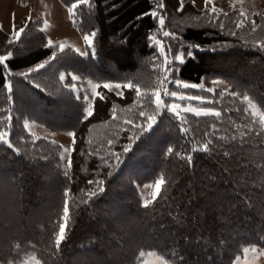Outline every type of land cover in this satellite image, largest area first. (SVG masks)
Listing matches in <instances>:
<instances>
[{
	"label": "trees",
	"instance_id": "trees-1",
	"mask_svg": "<svg viewBox=\"0 0 264 264\" xmlns=\"http://www.w3.org/2000/svg\"><path fill=\"white\" fill-rule=\"evenodd\" d=\"M161 1L166 21L186 14ZM159 2L80 3L72 15L79 33L93 41L87 55L49 45L40 21L24 28L22 19L15 26L24 28L19 39L0 29V55L12 53L0 64V132H8L12 145L0 143V196L9 194L11 219L0 208V264L32 252L41 264H136L142 251L169 264H232L243 248L264 246V125L244 102L247 97L264 115L263 18L229 13L204 26L171 28L198 47L178 64L180 80L220 74L231 83V93L208 95L207 106L220 117L187 114L177 124L159 115L151 128L136 130L137 109L126 110L138 98L135 87L121 99L100 84L106 99H96L94 115L84 120L83 103L67 87L76 81L60 78L72 71L80 80L129 78L146 88L147 59L155 55L149 37L157 29L151 13ZM114 112L124 119L121 128ZM31 117L76 133L70 169L58 144L26 131L23 121ZM158 176L161 191L143 203L137 185ZM66 199L67 238L57 247Z\"/></svg>",
	"mask_w": 264,
	"mask_h": 264
},
{
	"label": "rangeland",
	"instance_id": "rangeland-1",
	"mask_svg": "<svg viewBox=\"0 0 264 264\" xmlns=\"http://www.w3.org/2000/svg\"><path fill=\"white\" fill-rule=\"evenodd\" d=\"M158 7L154 10L157 13V29L154 30L150 37V45L155 49V55L153 57H149L147 59V64L149 66V76L145 77L146 88L141 89V95L137 98V100L132 104L131 109L128 110V113L133 109H137L138 119L135 124L137 125L136 130L147 129L148 127V117H155L154 121H156L157 116H163L168 118L170 121L181 124L186 120L187 114L194 113H185L182 109L179 110L178 114H174L168 111L167 107L162 106L157 109L155 104L153 103V98L150 97L152 93L156 90L160 89V81L162 80V75L160 70L165 67L164 59L165 56L167 60L171 63V67L168 69L167 76L168 80L164 87L169 90L175 91L178 95H184L185 99H175L173 101L170 97H164V99L169 103H177L184 106L194 107L195 109H207V110H216L212 107L207 106V104H212V99L208 98V95H223L224 93H231V83L224 76L220 74H208L201 78L199 83H190L186 81H182L177 76L178 64H181L179 61H175L176 56H180L185 58L192 56L193 52L198 49L197 46L185 43L180 40L178 35L171 30V28H181L182 26L189 25H198L204 26L207 22L215 21L220 15H225L229 13H237L240 18L253 21L258 17L264 19V0H210L208 5V9L205 10V0H195V5H193V0H183L184 9L186 11L185 15L181 17H174V19H166V15L163 13L164 7L161 8L160 5L162 1L159 0ZM166 7L176 8L177 10L180 6V0H164ZM163 1V2H164ZM67 6L62 4L59 0H0V29L7 33L11 38L17 39L15 31H13V27L19 25L24 19L23 23L24 28L29 26L30 24H34L35 22H41V30L46 35L47 43L51 41L49 45H56L58 49L71 48L73 51L80 55H87L89 52H92V48L89 47L87 42L84 40L85 35H81L75 26L74 17L69 13ZM214 9V12H213ZM178 11V10H177ZM243 11L246 15L241 16L240 13ZM188 13V14H187ZM194 13L199 14L195 16ZM30 17V18H29ZM159 19L164 20V24H159ZM166 21V22H165ZM168 31L170 33L169 37H164L163 32ZM89 36V35H87ZM91 39V37L89 36ZM63 46V48L61 47ZM165 50L161 52V48ZM39 67V66H37ZM140 74V72H138ZM139 74L137 76H139ZM61 75L64 76V81L66 78L73 79L76 81L75 83H68L67 87H71L74 97L79 99L81 103H83V113L85 115V109L88 106V103L93 101V93L92 88L93 85L96 84H105L111 83L116 84L119 83L123 85L131 81L129 78L123 80L125 82L115 81V80H102L100 83L92 80L85 79L80 80L78 75H74L72 71L61 72ZM63 81V80H62ZM79 81V82H77ZM83 81L82 83H80ZM122 81V80H121ZM134 81V80H133ZM180 82L181 84H189V85H197V87L192 88H183L177 86L176 82ZM215 81V82H214ZM211 89L212 91H209ZM108 90V89H107ZM124 90V89H123ZM109 91V90H108ZM110 91L119 95L121 92L120 89H116L113 87ZM124 93V91H123ZM197 96L204 97L207 99V103L201 104L198 100H187V96ZM88 97V101L84 100V97ZM120 96V95H119ZM78 100V101H79ZM246 109L250 112V115L258 120L262 125L264 122H261L260 117L263 113L259 110L256 104L249 100L245 99ZM142 106V107H141ZM121 109H118V111ZM143 110L145 115L140 116V111ZM123 113L124 109L121 110ZM115 119L120 122L119 128L124 125V119H121L119 116V112H114ZM136 116V117H137ZM196 116V115H195ZM201 116H214V115H201ZM10 119V116H7V121ZM131 122V121H128ZM118 122H113L116 125ZM10 123H8V126ZM24 128L26 131L32 136V138H42L48 141H52L59 145L60 147V155L63 157V160L67 162L69 158V153L65 151V149H70L72 147V137L68 135L69 132H74L72 130H64L61 127H54L52 125H44L41 121L35 118H26L23 121ZM131 127V126H130ZM134 129L132 126L131 129ZM99 128H95L93 131L97 133ZM0 135H4V140H7L8 132L1 131ZM4 142L0 140V143ZM62 146V147H61ZM158 180H162L159 176L154 180H150L148 182L138 184L137 188L139 194L142 198L143 203H148L153 199V193L155 192V184ZM2 186H7L3 181ZM9 189V188H8ZM8 193L4 196H0L1 210H4L3 216L4 219H8L6 216L10 214L9 208L6 205V201L9 199ZM7 199V200H6ZM62 223H64L63 216L61 218ZM9 225H12V222ZM3 227V228H2ZM5 223L1 224V234L6 229H4ZM13 227V226H10ZM58 234V232H57ZM1 241V240H0ZM131 244V243H130ZM39 260L35 254L27 253L22 254L20 256V260L13 264H36V261ZM40 262V261H39ZM41 264V263H40ZM136 264H169L164 258L159 256L153 251H142L137 256ZM232 264H264V246H247L243 248L240 255L236 256L233 260Z\"/></svg>",
	"mask_w": 264,
	"mask_h": 264
},
{
	"label": "snow or ice",
	"instance_id": "snow-or-ice-1",
	"mask_svg": "<svg viewBox=\"0 0 264 264\" xmlns=\"http://www.w3.org/2000/svg\"><path fill=\"white\" fill-rule=\"evenodd\" d=\"M85 2H87V0H77L76 3H73L71 5V7L68 8L69 13L73 14V10L75 8H77L80 3H85ZM209 3H210V0H205V10L208 9ZM193 5H195V0H193ZM160 7L163 8L164 5L161 4ZM183 9H184L183 0H180V6H179V8L177 10L178 11H183ZM213 12H214V9H213ZM151 15L154 18L157 17V13L155 11H153L151 13ZM225 15H227V14L225 13ZM240 15L241 16H245L246 14L243 11H241ZM159 24L163 25L164 24V20L163 19H159ZM241 26H242V22H238L237 23V27H241ZM253 30H255V26H253ZM13 31H15L17 39H19L20 34L24 31V28L22 27V28L17 30L15 28V26H14L13 27ZM92 35L94 36L95 33H93ZM163 36L164 37H169L170 33L168 31H164L163 32ZM149 39H152V37H149ZM84 40L87 42L89 47L93 46V41H92V39L89 38V36L85 35L84 36ZM8 42L9 43H13L11 38H9ZM48 43L51 44V41H48ZM61 47L63 48V46H61ZM164 51L165 50L162 47L161 48V52H164ZM11 55H12L11 52H9L7 55H0V64H4V62L7 61L8 58ZM175 61H179V62L182 63L183 62V58L180 57V56H176L175 60L173 62H175ZM171 63L172 62H169L167 60V57L165 56V59H164L165 67L160 70L161 75L163 77L162 80L160 81L161 87H160V89H158L154 93H152L150 97H147V98H153V103L155 104L156 108L159 109L162 106H165V107H167L168 111H170V112H172L174 114H178L179 110L182 109L185 113H194L197 117H200L201 115H214L216 117H220L221 112L218 111V110H207V109H203V108L195 109L194 107L184 106V105H181V104H177L175 102L169 104L164 99V97H170V98L173 99V101H175V99H180V100H184L185 99L184 95H178L177 92L169 90L166 87H164V85L166 84V82L168 80L167 72H168V69L171 67ZM5 67H7V64H5ZM39 67L43 68L44 65L41 64V65H39ZM60 78H61V80H64V76L63 75H61ZM73 79H75V77H73ZM176 83H177V86L183 87V88H188V87L195 88V87H197V85L181 84L178 81ZM100 87H101V85H99V84L93 85V88H92L93 101L91 103H88V106L85 109V116L83 118L84 120H88L90 117H92L94 115L96 99H99V100H105L106 99L100 92L97 91V89L100 88ZM102 87L105 88V89H108L109 91L113 87H115L116 89H120L121 92L119 93V95H120L121 99L125 98L123 96V89H131V88L135 87L136 96L139 97L141 95L140 86L139 85H134L131 81H129L127 83H124L123 85H121L119 83H116V84L105 83V84L102 85ZM209 91H212V90L209 89ZM245 99H247V97H245ZM84 100L87 102L88 101V97L85 96ZM187 100H189V101L198 100L201 104L209 102L204 97H197V96H194V95L187 96ZM144 115H145V112L143 110H141L140 111V116L143 117ZM113 119H115V116H113ZM154 119H155V117H152V116L148 117V120H149L148 127L149 128L152 127V121H154ZM260 120H261V122H264V115H262L260 117ZM127 122L128 121H125V123H127ZM182 131H186V129H184ZM68 135L72 137V145H73L72 148L65 149V151H67L69 153V159L67 160V164H68V167L70 169L71 166H72L71 152L75 151L76 133L75 132H69ZM0 140L4 141L5 143H8L9 147L12 146L10 142L4 140V135H0ZM211 143H212V141H211V139H209L208 143L204 146L205 150H207L208 146ZM125 150L127 151V149H125ZM169 152H172L171 148H169ZM61 159L63 160V157H61ZM188 159H189V162H191V157L190 156L188 157ZM65 174L67 175V173H65ZM89 183H96V182L89 181ZM162 184H163V180H158L156 182V184H155V192L153 193V200H155L157 194L161 191V185ZM100 190L103 191L102 188ZM94 194H95L94 192L93 193H89V195H94ZM69 195H70V193L67 192V191L64 193L65 197H68ZM145 206H147V204H145ZM63 219H64L65 222L61 223L59 225V231H58V234L56 235V238H55V245L57 247H59L61 245V243L67 238V229L69 227V222H68V220H69V207H68L67 199L64 201ZM36 264H40L39 260L36 261Z\"/></svg>",
	"mask_w": 264,
	"mask_h": 264
}]
</instances>
